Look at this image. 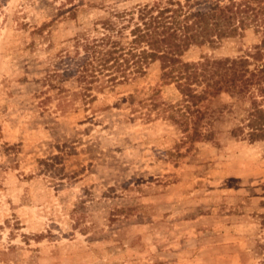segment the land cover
Wrapping results in <instances>:
<instances>
[{
  "label": "rangeland",
  "instance_id": "obj_1",
  "mask_svg": "<svg viewBox=\"0 0 264 264\" xmlns=\"http://www.w3.org/2000/svg\"><path fill=\"white\" fill-rule=\"evenodd\" d=\"M160 0H0V264H259L264 257V143L235 137L236 107L226 94L214 133L193 140L158 117L131 111L133 86L92 90L79 80L83 52L72 48L78 22ZM201 8L214 0H198ZM225 1V0H222ZM47 40L29 31L58 7ZM257 40L252 30L208 52L234 56ZM71 49L67 54V49ZM63 56V57H61ZM173 85L156 101L174 102Z\"/></svg>",
  "mask_w": 264,
  "mask_h": 264
},
{
  "label": "trees",
  "instance_id": "obj_2",
  "mask_svg": "<svg viewBox=\"0 0 264 264\" xmlns=\"http://www.w3.org/2000/svg\"><path fill=\"white\" fill-rule=\"evenodd\" d=\"M82 10L79 5L58 7L53 18L33 25L27 47L46 40L52 46L49 26L55 16L76 19ZM77 26L72 48L79 47L84 55L78 73L85 97L95 98L92 90L136 84L156 67L159 82L146 88L134 85L127 96L131 111H138L143 121L160 117L175 124L186 140L195 139L203 125L213 134L225 105L215 110L205 102L226 94L229 110L236 107L230 133L264 143V0H214L205 8L198 0H160L152 6L114 8ZM247 30L257 40L237 55L203 52L195 59L184 57L193 46L214 50ZM66 51L64 56L71 49ZM170 84L176 100L156 101L162 87Z\"/></svg>",
  "mask_w": 264,
  "mask_h": 264
}]
</instances>
